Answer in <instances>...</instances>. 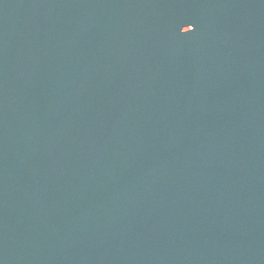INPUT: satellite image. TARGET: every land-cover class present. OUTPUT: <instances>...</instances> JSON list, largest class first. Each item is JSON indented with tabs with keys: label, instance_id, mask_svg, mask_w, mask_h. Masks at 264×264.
I'll use <instances>...</instances> for the list:
<instances>
[{
	"label": "water",
	"instance_id": "95a60500",
	"mask_svg": "<svg viewBox=\"0 0 264 264\" xmlns=\"http://www.w3.org/2000/svg\"><path fill=\"white\" fill-rule=\"evenodd\" d=\"M0 264H264V0H0Z\"/></svg>",
	"mask_w": 264,
	"mask_h": 264
},
{
	"label": "snow or ice",
	"instance_id": "6c2138e0",
	"mask_svg": "<svg viewBox=\"0 0 264 264\" xmlns=\"http://www.w3.org/2000/svg\"><path fill=\"white\" fill-rule=\"evenodd\" d=\"M182 28H183V29H186L187 27H182ZM182 28H181V29H182ZM181 29H180V30H181ZM188 33H190V30L188 31Z\"/></svg>",
	"mask_w": 264,
	"mask_h": 264
}]
</instances>
